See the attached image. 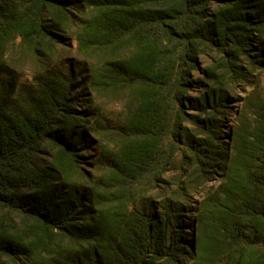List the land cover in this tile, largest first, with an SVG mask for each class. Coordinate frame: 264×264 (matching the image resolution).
I'll use <instances>...</instances> for the list:
<instances>
[{"label": "trees", "instance_id": "obj_1", "mask_svg": "<svg viewBox=\"0 0 264 264\" xmlns=\"http://www.w3.org/2000/svg\"><path fill=\"white\" fill-rule=\"evenodd\" d=\"M263 71L264 0H0V264H264Z\"/></svg>", "mask_w": 264, "mask_h": 264}, {"label": "rangeland", "instance_id": "obj_2", "mask_svg": "<svg viewBox=\"0 0 264 264\" xmlns=\"http://www.w3.org/2000/svg\"><path fill=\"white\" fill-rule=\"evenodd\" d=\"M70 46L72 47L67 48L66 51H63L59 57L60 59L59 62L60 64H63L62 65L64 66L63 71L65 72L67 71V67H69L71 63H75V62L82 63V59L77 53V42L75 41V39H72ZM77 70L79 69H76V71ZM22 72H23L22 73L23 78L21 79V83L27 86H31L34 80L33 69L31 68L30 65H27L24 68V71ZM258 78H261L262 88L264 89V71L262 72V76H258ZM250 90L251 89L249 87L243 84H238L237 87L234 89V94L236 95H233V98H232L233 100L230 103L231 105L227 108V115L225 119L226 123H224L226 126L224 130L225 140H227L226 136L230 135L233 124L236 123V121L238 120V117L242 113L243 100L248 95ZM81 91L82 89H79L78 92H81ZM84 99L92 100L93 105L91 108V112H94V109H95L96 110L95 112L97 114L96 115L97 121L96 119L95 120L92 119L91 127H94L96 129L95 126H97V123H98V127L99 125L103 124L104 126L105 125L108 126V131H107L108 133H112V134L119 133L120 131L119 126H121V123L124 121V118L126 116V106L124 102L118 99V95L116 93L108 91V92H104V95L96 98L94 93L89 92L88 95L86 94V97ZM110 136H111L110 134H107L104 137V141L99 139L102 141V143H104V148L106 147V149H104L105 157L104 158L101 157L104 172H107L108 170H110L112 166H114L111 163L113 162V159L119 153V151L124 145V143H122V141L120 140L118 136L113 135L111 138ZM92 138H95V137L92 136ZM96 147H94L93 150L96 151L97 150ZM88 152H89L88 149L87 150L82 149L80 150V155H82L83 157H86L88 155ZM89 153L91 154V157H87L88 160L86 161L87 165L89 166H85V168L92 170V168H90L91 167L90 162L92 163L94 161L92 158H95L96 153L92 151ZM178 170L177 171L175 170V172L171 171L168 175H166L167 178L170 179L173 175L179 177L180 173H178ZM217 184H218V179L214 180L212 183H209L201 190L193 191L191 193L192 201L195 204L202 202L203 196L206 190L212 186H216Z\"/></svg>", "mask_w": 264, "mask_h": 264}]
</instances>
